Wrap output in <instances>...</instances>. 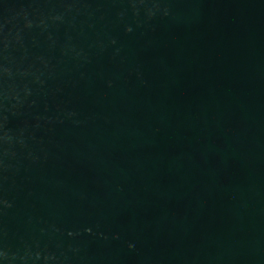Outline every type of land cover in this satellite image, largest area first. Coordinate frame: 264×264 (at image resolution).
Listing matches in <instances>:
<instances>
[{"label":"water","instance_id":"obj_1","mask_svg":"<svg viewBox=\"0 0 264 264\" xmlns=\"http://www.w3.org/2000/svg\"><path fill=\"white\" fill-rule=\"evenodd\" d=\"M0 264H264V0H0Z\"/></svg>","mask_w":264,"mask_h":264}]
</instances>
